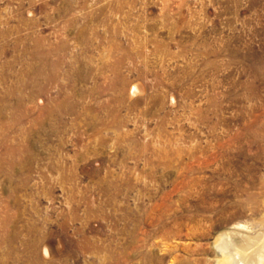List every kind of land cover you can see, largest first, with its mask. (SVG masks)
<instances>
[{
  "label": "rangeland",
  "instance_id": "rangeland-1",
  "mask_svg": "<svg viewBox=\"0 0 264 264\" xmlns=\"http://www.w3.org/2000/svg\"><path fill=\"white\" fill-rule=\"evenodd\" d=\"M259 259L264 0H0V264Z\"/></svg>",
  "mask_w": 264,
  "mask_h": 264
},
{
  "label": "bare ground",
  "instance_id": "bare-ground-1",
  "mask_svg": "<svg viewBox=\"0 0 264 264\" xmlns=\"http://www.w3.org/2000/svg\"><path fill=\"white\" fill-rule=\"evenodd\" d=\"M52 112H53V111L50 110V111H46L45 113H46L47 115H50V114H52ZM14 165H15V163H14ZM14 165H13V167H15ZM231 234H232V232H231ZM229 236L231 237L232 235H229ZM227 237H228V236H227ZM232 237H233V236H232ZM235 238H236V237H235ZM228 239H229V238H228ZM248 239H249V238H248ZM230 242H231V241H230ZM246 242H247V241H246ZM238 243H240V242L238 241ZM243 244H244V243H243ZM238 245H239V244H238ZM248 245H249V244H248ZM220 246H221V248H222V253H223V257H224V259H222V262H223V261H225V259L227 258V253H228V252H227V249H229V248H228L229 246H228L226 243H224V244H222V245H220ZM239 246H240L241 249H243V250H240V249H239V250L242 251V253H240V254L242 255L243 261L246 262V258H245V256H244V255H245V254H244L245 252H243V251H246L247 249H245L244 247L242 248L241 243H240ZM250 247H251V246H250ZM235 248H236V247H235ZM237 248H238V246H237ZM262 248H263V247H262ZM262 250H263V249H262ZM234 251H235V250H234ZM232 252H233V251H232ZM237 255H239V253H237ZM259 256H260V255H259ZM247 257H249V256H247ZM242 258H241V259H242ZM240 261H241V260H240ZM240 261H239V262H240ZM243 261H242V262H243ZM220 262H221V261H220ZM223 263H224V262H223ZM228 264H229V263H228ZM233 264H238V263H233ZM258 264H264V259H259V263H258Z\"/></svg>",
  "mask_w": 264,
  "mask_h": 264
}]
</instances>
